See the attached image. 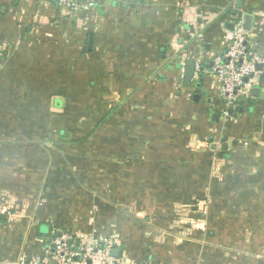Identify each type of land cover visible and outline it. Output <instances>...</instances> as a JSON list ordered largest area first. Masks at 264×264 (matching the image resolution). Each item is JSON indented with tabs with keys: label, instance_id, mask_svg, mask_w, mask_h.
<instances>
[{
	"label": "crops",
	"instance_id": "1",
	"mask_svg": "<svg viewBox=\"0 0 264 264\" xmlns=\"http://www.w3.org/2000/svg\"><path fill=\"white\" fill-rule=\"evenodd\" d=\"M78 1L0 0V264H56L59 233L121 264H264V0ZM240 17L232 103L214 66Z\"/></svg>",
	"mask_w": 264,
	"mask_h": 264
},
{
	"label": "built area",
	"instance_id": "2",
	"mask_svg": "<svg viewBox=\"0 0 264 264\" xmlns=\"http://www.w3.org/2000/svg\"><path fill=\"white\" fill-rule=\"evenodd\" d=\"M60 4L72 12L83 6L78 0H59ZM248 35L245 21L240 17L235 23L233 39L227 48L215 59L214 72L221 84L222 95L234 103L239 95L247 91L245 79L255 74V61L247 44ZM7 215L9 208L1 211ZM115 238L74 237L70 234L54 235L49 248L56 264H121L115 258ZM45 260L35 257L30 264H44Z\"/></svg>",
	"mask_w": 264,
	"mask_h": 264
},
{
	"label": "water",
	"instance_id": "3",
	"mask_svg": "<svg viewBox=\"0 0 264 264\" xmlns=\"http://www.w3.org/2000/svg\"><path fill=\"white\" fill-rule=\"evenodd\" d=\"M195 70H196V63L194 60H188L186 62V68H185V80L187 82V84H190L194 74H195ZM247 81V80H246ZM62 233H59L58 236H61ZM113 255L115 258H119L120 256V250L119 249H115L113 252Z\"/></svg>",
	"mask_w": 264,
	"mask_h": 264
},
{
	"label": "rangeland",
	"instance_id": "4",
	"mask_svg": "<svg viewBox=\"0 0 264 264\" xmlns=\"http://www.w3.org/2000/svg\"><path fill=\"white\" fill-rule=\"evenodd\" d=\"M197 209L199 210V214H204L205 213V208L201 207V206H197Z\"/></svg>",
	"mask_w": 264,
	"mask_h": 264
},
{
	"label": "trees",
	"instance_id": "5",
	"mask_svg": "<svg viewBox=\"0 0 264 264\" xmlns=\"http://www.w3.org/2000/svg\"><path fill=\"white\" fill-rule=\"evenodd\" d=\"M56 235V234H55Z\"/></svg>",
	"mask_w": 264,
	"mask_h": 264
}]
</instances>
